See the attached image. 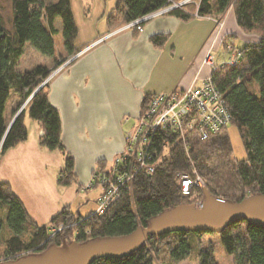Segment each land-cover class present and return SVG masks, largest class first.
Returning <instances> with one entry per match:
<instances>
[{"label": "trees", "instance_id": "16d2710c", "mask_svg": "<svg viewBox=\"0 0 264 264\" xmlns=\"http://www.w3.org/2000/svg\"><path fill=\"white\" fill-rule=\"evenodd\" d=\"M8 1L11 29L3 25L0 16V157L26 140L27 116L42 131L40 146L63 155L64 165L57 182L60 186H68L75 182L73 159L61 142V122L58 111L48 102V83L39 88L51 70L44 65L26 72L17 68L26 44L42 56L57 57L54 41L58 34L57 18L61 22L62 48L67 55L73 54L77 26L71 3L70 0ZM169 1L117 0L107 17L109 31L167 7ZM229 8L241 32L256 35L258 41L246 43L237 50L239 56L235 65L217 66L210 71V76L226 103L230 124L237 128L246 152L245 159L232 158L231 144L225 133L212 135L205 141L192 138L182 142L167 137L168 145L160 152L161 158L153 174H139L131 193L121 194L102 215L91 212L81 217L65 208L41 227L31 220L10 187L0 182V236L8 234L4 238L0 262L37 255L50 246H61L63 241L84 243L129 235L138 227L146 228L150 219L165 210L194 204L203 195V189L229 202L264 195V0H199L198 7L185 5L168 14L182 21L194 17L218 19ZM235 37L225 35L222 41ZM151 42L162 45L164 38L155 36ZM63 61L58 59L57 66L63 65ZM11 95L18 97L17 111L25 105L7 129L5 105ZM149 100V96L144 97L141 109ZM157 147L159 152L160 147ZM192 172L202 178L204 186L183 195L176 174ZM51 225H61L62 229L51 232ZM207 234L218 237L224 251L233 257L234 264H264V225L242 220L216 233L181 231L149 236L146 243L127 255L101 258L90 264H153L160 246L175 264L188 258L192 248H197V237ZM196 258L198 264H217L212 247L197 249Z\"/></svg>", "mask_w": 264, "mask_h": 264}, {"label": "crops", "instance_id": "0c3cea01", "mask_svg": "<svg viewBox=\"0 0 264 264\" xmlns=\"http://www.w3.org/2000/svg\"><path fill=\"white\" fill-rule=\"evenodd\" d=\"M105 24L84 38H78L77 29L78 44L74 41L70 55L74 59L66 60L68 66L47 86L48 102L59 113L61 142L73 159L75 182L68 187L58 184L64 157L40 146L42 131L27 116L26 140L0 157V182L10 187L39 227L65 208L81 217L94 212L101 188L87 186L91 172L97 166L110 167L122 151L144 97L199 86L211 71L203 63L205 55H213L225 35L237 37L241 32L231 8L221 22L211 17L182 21L167 13L144 21L140 30L122 26L111 32L107 20ZM57 30L61 37V27ZM155 36L164 38L162 45L151 42ZM223 61L218 58L215 65ZM17 103L15 95L6 102L8 123L18 113ZM90 202L92 209L81 215L79 210Z\"/></svg>", "mask_w": 264, "mask_h": 264}, {"label": "built area", "instance_id": "2783aa9c", "mask_svg": "<svg viewBox=\"0 0 264 264\" xmlns=\"http://www.w3.org/2000/svg\"><path fill=\"white\" fill-rule=\"evenodd\" d=\"M174 7L176 6L170 5L135 20L127 29H134L131 27L135 24L169 13ZM136 29L140 30V28ZM237 58L238 52L228 61L215 65L213 55L207 53L203 63L210 69L217 66L222 68L235 65ZM46 82L41 85H45ZM229 124L230 114L226 103L210 74L199 86L152 96L147 105L141 109L134 129L126 133L124 147L115 156L111 166L102 171L94 169L89 185L96 183L102 189L94 213L102 215L121 194H130L133 182L139 174L147 176L153 174L161 158L160 152H163L168 145L167 137L182 142L192 138L205 141L212 135L223 134ZM157 146L160 147L159 152ZM176 178L183 195H189L193 188L204 186L203 180L195 172L178 173ZM195 205L201 207L202 202L196 201ZM61 229L62 227L59 226L52 228V231Z\"/></svg>", "mask_w": 264, "mask_h": 264}, {"label": "water", "instance_id": "95a60500", "mask_svg": "<svg viewBox=\"0 0 264 264\" xmlns=\"http://www.w3.org/2000/svg\"><path fill=\"white\" fill-rule=\"evenodd\" d=\"M202 194L201 207L193 204L175 206L150 219L146 228L138 227L129 235L98 238L84 243L63 241L61 246H50L40 254L3 261L0 264H90L101 258L127 255L146 243L149 236L181 231L216 233L239 220L253 225H264V195L229 202L210 195L206 189L202 190Z\"/></svg>", "mask_w": 264, "mask_h": 264}, {"label": "rangeland", "instance_id": "374dc122", "mask_svg": "<svg viewBox=\"0 0 264 264\" xmlns=\"http://www.w3.org/2000/svg\"><path fill=\"white\" fill-rule=\"evenodd\" d=\"M52 1H55V0H43L44 3H50ZM70 1H71V7H72V11H73L75 24L77 26V29L80 32L78 38H84V37H87L89 35H93L92 33L97 31L98 28L104 29L106 27L105 22L107 20V16H108L111 8L115 6L117 0H70ZM186 1L187 0H170L169 6L170 5L176 6L173 9L182 8L185 5L186 6H192V7L193 6L198 7L199 0H190L187 2ZM184 2H186V3L184 4ZM166 14L167 13L162 14L160 16H163ZM0 16H1V19L3 21V25L6 28L11 29L10 28V17H11L10 16V4H9L8 0H0ZM222 16L219 17L218 19H215V20H218L219 22H221V20L224 18V16H226V13H224L223 17ZM155 17H157V16H155ZM132 23H133V21L128 23L127 25H125L124 28H127L128 25L132 24ZM143 23H144V21L140 22L138 24H135V26H133L131 28H141ZM55 26H56V28L61 27V22H60L59 18L56 19ZM114 31H117V30H114ZM111 32H113V31H111ZM228 37H227V39H228ZM60 39H61V37H59L57 35L54 38L55 47H56V50L58 52L57 57H55V58L42 56L35 49H33L29 44H26L24 47L23 56L21 57V59L19 61L17 69L21 72H26V71H30L32 68H34L37 65H44L48 69L51 70L49 76L44 80V81H47L46 82V84H47L49 82V80L56 74L57 71L62 70L63 68L66 67V66H64L65 64H63L62 67L57 66V60L62 59L64 61H66V60L69 61L72 59L71 56L69 57V55H67L65 53V51L61 49L62 42L60 41ZM227 39L222 41L221 45H219V47H218L219 49L216 52H214L213 56H214L215 62L218 61V58H220V59L225 58V61L226 60L228 61L232 56L236 55L237 50L240 49L243 45H245L246 43L255 42L257 40V36L254 34H246L244 32L239 31V34L237 37H235L232 40H227ZM76 44H78L77 40L75 41V45ZM238 56H239V54H238ZM151 97L152 96H150V98ZM24 105L25 104H23V106L18 111H20L24 107ZM132 130H130V131H132ZM224 133L228 136L230 144H231L232 158H234L235 160H238V161L245 159L246 152L244 150L242 141L239 137L237 128L233 124H229ZM94 169H97L98 171H102V169H104V168L97 166ZM94 169L91 172V177H90L89 183L91 182V178L93 177ZM201 180H202V178H201ZM89 183H88L89 187L90 186L91 187H95V186L100 187L99 184L91 183L89 185ZM68 186H70V185H68ZM68 186H63V187H68ZM85 189H88V187H86ZM98 190H99V188H98ZM199 200L203 203V195L201 197H199L196 201H199ZM96 202H97V199H96ZM195 204H196V202L193 205H195ZM92 207H93V203L90 202L89 206L82 207L79 211H80L81 215H86L88 213L89 209H92ZM95 209H96V204H94V210ZM59 226H61V225H58L57 227H55L54 225H51V227L49 226V230L51 229V232H53L52 228H59ZM7 235L8 234L5 232V233H3V235L0 236V258H1V254H3L4 238ZM196 242H195V244H196L197 248L195 250L192 248L190 256L188 258H186L185 260L180 261V262L175 263V264H198V261L196 258V250L199 248L205 249L208 247L213 248L214 259H215V262L217 264H234L233 257L228 255L224 251V249H223V247H222V245H221V243H220V241L216 235L207 234V235H204L202 237H197ZM158 249H159L158 255L153 258V264H173V262L168 258V255L165 253L164 248L162 246H160V247H158Z\"/></svg>", "mask_w": 264, "mask_h": 264}, {"label": "bare ground", "instance_id": "6f19581e", "mask_svg": "<svg viewBox=\"0 0 264 264\" xmlns=\"http://www.w3.org/2000/svg\"><path fill=\"white\" fill-rule=\"evenodd\" d=\"M71 62V61H70Z\"/></svg>", "mask_w": 264, "mask_h": 264}]
</instances>
